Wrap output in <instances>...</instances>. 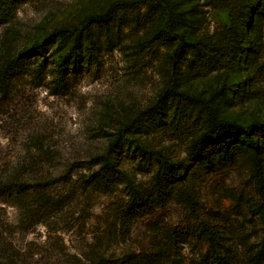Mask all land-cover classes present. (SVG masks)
Here are the masks:
<instances>
[{"label":"rangeland","instance_id":"rangeland-1","mask_svg":"<svg viewBox=\"0 0 264 264\" xmlns=\"http://www.w3.org/2000/svg\"><path fill=\"white\" fill-rule=\"evenodd\" d=\"M32 44L43 72L0 97V169L23 160L51 203L0 197V264H264V0H25L0 60Z\"/></svg>","mask_w":264,"mask_h":264},{"label":"trees","instance_id":"trees-1","mask_svg":"<svg viewBox=\"0 0 264 264\" xmlns=\"http://www.w3.org/2000/svg\"><path fill=\"white\" fill-rule=\"evenodd\" d=\"M25 0H0V23H5L8 21L11 17V14L16 7L18 3H22ZM131 2H120L112 4L106 11L98 14H91L88 15L81 23L84 25L85 23H91L98 18H101L105 16V12L113 11L116 8L119 7H126ZM254 10L251 9L250 13V19H253V16L255 13L262 14L263 10L259 6H254ZM242 8L240 5H231V8L228 9V17L229 19H240L242 16ZM228 29V27H227ZM54 32L51 33H55ZM229 30H224L222 32V39H226L230 36ZM78 36L79 34H76L72 46L74 47L78 43ZM182 40H178V44L176 46V50L178 51L181 46ZM40 47L38 44H32L28 49H21L17 54H6L4 57L0 60V97L6 98L8 94L13 89V84L16 79L19 77H22L24 74L31 75L33 78L38 77L43 71V61L37 64V66L33 69L29 70V64L31 63L28 58L30 56L36 55V50L34 48ZM45 50V47H41L40 53H43ZM64 65L62 64L61 67L57 70V76L55 79L56 85H61L63 81V75H64ZM187 100L193 101L198 103H201V100L191 98L189 96H186ZM207 110V120L209 121V127L208 132H216L215 123L217 121L212 118L210 108L206 105ZM251 136H249L250 138ZM202 139L199 138L194 142L196 150L199 152L203 151L202 148ZM36 145L35 143H33ZM32 146V144H31ZM34 147V146H33ZM36 147V146H35ZM40 146L36 147V150L40 151ZM41 154L44 153V151H40ZM39 155V154H37ZM100 168L98 171L92 172L87 177V185L88 184H94L96 182H99L100 180L106 179L107 175H110L109 167L107 164V159L103 157L100 160ZM28 164L25 163L23 160H19L17 162H14L9 166L8 169H0V197L2 199H9L13 203L17 204L20 208L23 210L24 215H30L33 216L38 213L37 208L32 207L33 204H36L40 209L45 208L46 206H49L51 203V198H49L46 194H44L43 191H41L39 188L44 187L45 184L43 182H29L25 177L24 173L27 172ZM256 184H258L259 187L262 186V180L256 179ZM43 189V188H42Z\"/></svg>","mask_w":264,"mask_h":264}]
</instances>
